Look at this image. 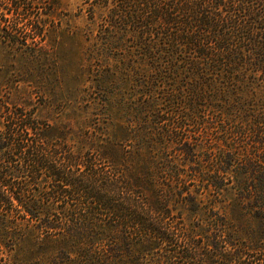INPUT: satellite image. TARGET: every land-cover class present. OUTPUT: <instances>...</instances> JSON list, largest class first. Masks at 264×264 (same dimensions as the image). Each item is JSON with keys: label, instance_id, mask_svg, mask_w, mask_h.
Here are the masks:
<instances>
[{"label": "trees", "instance_id": "obj_1", "mask_svg": "<svg viewBox=\"0 0 264 264\" xmlns=\"http://www.w3.org/2000/svg\"><path fill=\"white\" fill-rule=\"evenodd\" d=\"M2 2L0 26L20 16L39 37L59 7ZM82 3L134 88L114 85L121 120L78 150L67 126L4 112L0 264H264V0Z\"/></svg>", "mask_w": 264, "mask_h": 264}, {"label": "rangeland", "instance_id": "obj_2", "mask_svg": "<svg viewBox=\"0 0 264 264\" xmlns=\"http://www.w3.org/2000/svg\"><path fill=\"white\" fill-rule=\"evenodd\" d=\"M102 12L98 9L91 20L82 0H59L54 15L43 25L44 37L36 36L31 23L20 16L8 25L1 24L0 122L8 108H19L32 113L45 127L62 130L67 126L74 134L65 146L71 143L74 150L84 146L82 135L88 126L116 129L112 123L121 120L122 113L112 112L117 105L114 85L123 98L134 86L128 84L129 56L112 53L113 57H106L97 50ZM10 32L13 37L7 39ZM93 97L99 102L98 109L88 106ZM206 134L201 139L208 144L213 138ZM205 155L198 152L194 158L207 165Z\"/></svg>", "mask_w": 264, "mask_h": 264}]
</instances>
